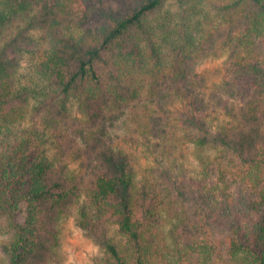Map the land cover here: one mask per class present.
Segmentation results:
<instances>
[{
  "label": "trees",
  "instance_id": "obj_1",
  "mask_svg": "<svg viewBox=\"0 0 264 264\" xmlns=\"http://www.w3.org/2000/svg\"><path fill=\"white\" fill-rule=\"evenodd\" d=\"M220 57L245 99L211 95L233 123L217 131L185 119L196 186L138 178L106 122L182 90L206 110L194 69ZM69 218L95 264H264V0H0V264L55 263Z\"/></svg>",
  "mask_w": 264,
  "mask_h": 264
},
{
  "label": "rangeland",
  "instance_id": "obj_2",
  "mask_svg": "<svg viewBox=\"0 0 264 264\" xmlns=\"http://www.w3.org/2000/svg\"><path fill=\"white\" fill-rule=\"evenodd\" d=\"M10 32L15 34L16 27ZM30 33L33 39L28 48L34 52V61L48 48V43L41 38L40 31ZM29 59L30 54L25 52L22 65L25 66ZM230 64L226 62V57L207 58L195 67L192 82L199 88L198 92L211 102L200 113L194 109V96L182 90V96H174L160 104L143 98L142 102L130 105L125 114L109 118L106 126L113 138V146L130 157L138 178L166 170L179 180L196 186L201 168L194 146L188 141V129L184 121L192 116L202 118L211 131L233 124L217 100L210 98L214 93L234 104L244 101L245 97L238 86L234 85L233 95L225 86L235 75ZM71 116L81 117L76 108ZM69 168L76 174L83 171L79 161H69ZM171 199L178 201L176 196H171ZM167 210L174 212L175 208L165 206V211ZM173 220L172 216L163 214L162 236L168 237ZM98 256L97 247L83 236L71 218L60 222L57 258L52 264H95Z\"/></svg>",
  "mask_w": 264,
  "mask_h": 264
}]
</instances>
